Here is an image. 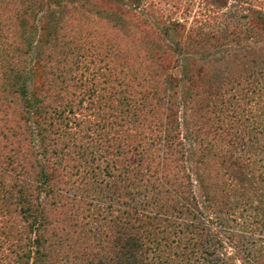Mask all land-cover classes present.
<instances>
[{"label": "rangeland", "instance_id": "1", "mask_svg": "<svg viewBox=\"0 0 264 264\" xmlns=\"http://www.w3.org/2000/svg\"><path fill=\"white\" fill-rule=\"evenodd\" d=\"M146 1L154 4L149 11L163 13V21L182 25L178 35L189 52L209 58L205 67H194L188 89L186 119L194 134L215 152L229 150L228 142L239 143L249 131L255 134L252 129L264 120V98L252 100L253 86L246 88V83L264 63H252L249 51L252 0ZM129 10L112 0H0V264H18L21 249L37 236L22 212L27 206L45 220L40 234L47 239L46 249L51 245L46 264H92L93 258L105 256L102 235L110 203L120 206L131 191L150 192L164 203L158 205L172 209L188 187L185 156L162 148L173 117L178 138L185 132L183 110L173 106L174 88L168 81L169 75L180 78L182 72L166 67L169 44L154 39L144 18L136 16L139 12L134 16ZM238 44L244 51H236ZM226 50L230 60L224 59ZM259 79L262 94L264 73ZM31 81L39 116H32L21 93ZM59 111L72 134L80 129L76 121L85 126L78 136L90 146L71 147L58 127ZM40 128L48 131L45 148L36 136ZM96 135L103 149L94 144ZM204 163L207 184L217 187L223 202L244 186L232 185L220 160ZM107 166L116 169L114 181ZM43 170L52 174V193L42 184ZM125 176L129 181H123ZM259 191L264 194V187ZM79 196L82 203H73ZM174 210L164 217L170 242L183 223ZM170 242L169 257L185 249L184 241ZM197 256L182 261L197 264Z\"/></svg>", "mask_w": 264, "mask_h": 264}, {"label": "trees", "instance_id": "2", "mask_svg": "<svg viewBox=\"0 0 264 264\" xmlns=\"http://www.w3.org/2000/svg\"><path fill=\"white\" fill-rule=\"evenodd\" d=\"M112 1L125 5L134 16L136 11L139 12L136 16L144 18L143 23L146 25V31L159 42L165 41L169 44L166 48L169 49L171 57L166 62V67L168 66L170 70L180 68L182 72L180 78L169 75L168 81L174 88L171 95L173 106L176 105L183 110L185 132L181 138H178L173 127V121L176 118L173 117V120L170 121L171 128H168L162 136V148L171 149L175 155L180 157L185 156L189 176L188 187L182 190L181 195L179 194L181 200L180 202L177 200V205L172 209L158 205L159 200L162 204L164 203L161 199L152 197L150 192L146 196L131 191L125 194V199L120 206H114L117 204H113L114 202L110 203L106 207L108 219L104 218L106 231L102 235L105 242V256L93 258L96 261L92 264H170L171 261L185 264L182 258L187 255L193 257L197 254V264H264V194H261L260 191L257 192L261 187H264V120L258 121L259 127L252 129V132L255 128L257 130L254 132V136L249 131L247 138L241 139L239 143L228 142L227 145L231 147L229 150L215 152L208 148L205 140L194 134L188 125L186 110L190 103L188 89L192 85V70L197 64L200 65V68L205 67L210 62L209 58L202 54L201 56L195 52H189L185 41L178 35L182 25L178 21L170 22V19L163 21L161 11L160 13L154 9L149 11V7H153L154 4L148 3L146 0ZM218 1L220 0H216L214 3H220ZM262 2L264 0H252L247 10L249 12V38L252 39L249 51L253 58L252 63L259 62V64L264 63V4ZM140 11L145 13L141 16ZM233 31L231 33H235ZM238 33L241 35L240 31ZM38 45L39 41L34 45L35 50ZM244 49V46L238 44L236 51L241 52ZM225 52L224 59L230 60L232 54L228 55V50ZM261 68L251 73V80L249 81L250 78H248L249 82L246 83V88L253 86L252 100L254 98L260 101V98H264V93H259L257 85L261 80L259 77L264 73V64ZM31 85L32 81L26 83L22 87L21 93L27 105L30 106V111L33 110L32 116H39L42 112L33 102ZM56 113L60 122L58 127L61 134L69 137L72 148L84 150L86 146L91 145L83 142L84 138L78 136L81 132L79 130L85 127L80 125L79 120L76 121L75 127L80 129L77 134L75 132L72 134L67 125V117L63 116L64 112ZM97 124H95L97 129H104ZM46 134L48 131L45 128H40L36 133V136L40 138L39 145L42 148L46 147V145H42ZM97 140L98 135H96L94 144L98 143L99 149H103L104 146L100 145V142H96ZM239 144L240 146L237 147ZM138 148H140L139 145L134 147L139 150ZM238 150L239 152H237ZM144 151L141 148L138 153L140 165L143 162ZM43 153L46 151L43 150ZM261 154L262 157L259 156ZM213 159L220 160V165L227 171L226 174L234 187H239V184L244 185L241 186V189L238 188L234 191L236 195L234 194L230 200L223 202L217 187L207 184L204 162ZM58 162L62 164L60 161ZM105 169L108 172V178L114 181L116 178L115 167L107 166ZM51 175V172L47 173L43 170L40 177L43 186L47 187L45 189L52 193L48 185V177ZM123 181H129V178L125 176ZM147 199L151 202H146ZM73 200L76 201L73 202L75 204L82 203L81 196ZM93 207L99 215V208ZM174 209L179 215L178 220L183 223L177 224L182 229L174 232L175 236L171 235L174 237V241L170 242L168 241L170 233L167 230L164 217L175 211ZM22 212L26 218L31 219L29 229L37 236L31 241L28 240L29 243L21 249L18 264H28L29 261L31 264H46L50 258L48 249L51 245L48 244L46 249L47 239L40 234L45 222L44 217L33 214L34 212L28 206ZM245 213L248 214L245 215ZM39 218L40 222L38 223ZM174 219L176 220V218ZM97 230L98 227L94 229V231ZM181 241H184L185 249L172 253L170 258L166 252L170 247L167 242L174 244L181 243ZM178 246L179 244L174 247ZM185 261L189 262V259L185 258Z\"/></svg>", "mask_w": 264, "mask_h": 264}]
</instances>
